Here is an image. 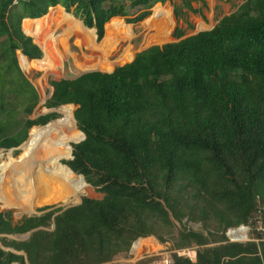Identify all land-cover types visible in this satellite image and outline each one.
Instances as JSON below:
<instances>
[{"label":"trees","instance_id":"trees-1","mask_svg":"<svg viewBox=\"0 0 264 264\" xmlns=\"http://www.w3.org/2000/svg\"><path fill=\"white\" fill-rule=\"evenodd\" d=\"M175 1L0 0V69L11 77V85L13 70L31 83L19 66L17 51L23 53L26 72L30 61H41L48 53L36 45L39 37L26 31L24 20L42 21L51 8H65L96 29L102 41L106 25L120 20L116 18L137 24L150 17L156 5ZM180 1L198 13L193 7L197 0ZM241 1L213 30L151 47L113 73L51 81L54 94L46 108L76 106L72 116L81 131L67 141L68 154L57 159L85 177L67 167L83 183L81 197L90 186L104 197L83 198L82 204L64 212L45 207L39 210L41 216L17 223L11 211L0 212V243L5 248L25 252L29 264H109L129 253L139 239L156 236L164 242L159 229L187 220L202 223L204 231L184 227L172 250L196 249L197 261L174 254L175 264H264L262 236L255 234V241L247 243H232L227 237L229 229L246 225L258 203H264V0ZM163 12L165 7L159 5L141 26L144 44L150 45L152 38L161 43L166 34L172 37L174 16ZM175 15L180 17L177 9ZM120 26L128 37L135 33L124 22ZM85 29L88 39L78 38L72 28L56 38L48 30L43 36L59 62L67 54L80 70L113 71L117 64L108 62L110 39L98 44L95 31ZM184 35L178 28L174 37ZM123 38L113 43L110 60L122 54L114 51ZM70 40L84 51L81 57L70 53ZM132 52L130 48L128 55ZM36 106L20 110V104L0 102V150L20 147L33 127L59 117L53 113L36 120L18 118L31 115ZM14 107L17 119L9 109ZM18 128L23 139L14 133ZM83 134L86 139L71 146ZM72 148L74 159L63 161L71 157ZM33 230L25 242L9 238ZM0 264L28 263L25 256L0 247Z\"/></svg>","mask_w":264,"mask_h":264},{"label":"rangeland","instance_id":"rangeland-1","mask_svg":"<svg viewBox=\"0 0 264 264\" xmlns=\"http://www.w3.org/2000/svg\"><path fill=\"white\" fill-rule=\"evenodd\" d=\"M241 4H242L241 0H197V1L193 2V7H194V9L198 10V13H194L192 11H189L183 5V3L180 0L175 1V3L167 2L164 5L158 4L151 10V16H153V14H154L153 11L157 6H159V5L163 6L166 8V13L163 12L161 15L167 14V12H171V14L174 16L175 27L173 29L172 37H171V35L166 34L165 39H162L161 43L159 40L155 41L152 38V40H150V43H152L153 45L144 44L145 36L140 35L141 26L150 17H148L143 22H140L137 24H128L126 22V18H119L120 20H116V21H118V23L115 24L114 26H112L113 23L116 21H113V22L111 21L112 23L110 22V24L107 25L106 33L110 30L109 34H111L113 36L116 35V32H118V30H120V28H116V26L119 25L121 22H124L128 26L129 25L132 26L134 28L135 33H133L132 37H128L127 35H125L126 37H124L122 41L115 43L116 48L114 51V55L119 54V53H123L125 51V49H127L129 47L133 48V55L130 56V60L127 59L126 62L121 63L120 60H121L122 56L120 55L118 57V59H117V57H112L111 58L112 62H111L109 59L110 54H108L109 63L110 64L118 63L117 65L114 66V70H115L118 67L125 66L126 64H129L130 62H132L133 59L135 58V55H137L141 52H144L145 49L150 48L151 46L154 47V46H162V45L169 44V43H177V42L181 41V39L184 40L185 38L194 36L197 33L210 31L216 27V25L218 24V22L221 19H223L226 16H230L231 14L236 12L237 8ZM58 8L59 7H57V9ZM176 9L178 10V12L180 14L179 18H177L175 15ZM51 12H50L49 16L44 17L42 19V21L37 22V21L25 20L27 23L26 31H28L29 33H32V35L36 34V36L39 37L38 40H36L37 45L42 47L43 50H46L48 53V55L45 56L44 59H41V61H39V60L38 61H36V60L30 61L29 60L31 63L30 72H26L22 67L21 60H20V54H22V53L17 54L19 66L21 67L25 77L31 83L27 84L22 79V77L18 76L16 74L15 70H13V71H11V73H12L11 75L15 78V82H13L11 85V83H10L11 77L8 76V73L6 71H4L3 69H0V77H2V79H0V102L6 101L10 105L20 104L21 105L20 110H23V109H27V108L36 106L37 105V97H38L39 98L38 99V105L34 109L33 113L31 115H28L26 113L25 114L22 113V115H19L18 118H20L22 121H25L26 119L36 120L40 117L56 113L59 117L55 120L50 121L48 123V125L51 123H54V122H59V121L62 123V120H61L62 115H60L57 112H52L53 109L46 108V103L50 99L51 90L53 89L51 86V81H59L63 78H76V77L82 75L87 70L86 69H83V70L78 69L75 66L74 59L71 56H68L67 54L65 55V59L62 58V59H64V61L60 60V62H59L60 58L56 59L57 57L55 55V52L51 50L50 45L47 42L46 43L48 44V46H46V43L44 40V36L46 34H44V36H43V32L46 30L51 31L53 33L54 37L56 38V37H58L59 32L67 31V30H65L67 28L68 29L72 28V31L76 35H78L79 37L84 36L85 38L88 39V36H90L89 31L87 30L88 31L87 32L85 27L80 22V20H77L75 17H73L72 14H69V15H71V17H66V15H64V12L62 9H58V11H55L54 13L52 12V14H51ZM139 13L140 12H138L134 15L132 14L131 17L135 18ZM119 21H121V22H119ZM23 24H24V22H23ZM110 25L112 27L108 28ZM36 27H40V29H39V31H37V33L35 31ZM120 27H123V26H120ZM178 28L182 29V31L185 32V35L181 39H177L174 37V34ZM163 29H164V26H163ZM93 31H96V30L94 29ZM126 31H127V29H126ZM28 37H30V36H28ZM99 42H101V41H98L97 43H99ZM68 48L70 50V53L76 57H81V55L84 52L83 50L79 49L75 45L74 40H70ZM60 51H63L62 47L60 48ZM104 72H108V71H104ZM19 85L22 87H19ZM20 89H23V90H21L22 94L20 93ZM9 109L12 110V115L14 116V118L17 119L18 111L16 110V108L14 107V108H9ZM76 110H77V107L75 106L74 107V113ZM72 119H73V116H72ZM37 127L41 128L42 126H35V128H37ZM77 127L78 126H76V132L74 131L73 132L74 134L72 133L73 135L71 134L72 136L70 135L71 137L69 136V138H67L66 141L64 139V141L60 142V140L58 139L57 140L58 142H56V143H58V144L63 143V142L67 143L68 140L76 138V133L79 130V129H77ZM33 129H34V127L29 131L28 138L26 139V142L29 141L31 131ZM14 133L18 134L19 139L24 138L23 133H21V128L16 129L14 131ZM65 143L63 144L64 145L63 147L68 148V144H65ZM74 144L75 143H72L71 146H73ZM60 151H58V153ZM56 152L57 151H55L54 148H51L52 156ZM0 153H3V158L0 160V165H3L5 163H9V161H10V158H8L9 154L12 155V157L14 159H18L22 155V150L20 148L15 149L13 151L12 150H1ZM55 160H56V158H55ZM63 161H68V160H63ZM63 161H61V162H63ZM60 165L64 166L63 164H60ZM64 167L67 169L66 166H64ZM71 178L73 179L71 182V187H72L73 191L71 192L72 193L71 201L68 203L38 206L37 208H34L32 211H30V213H23V215H21L22 212L18 208H7L0 201V212L11 211L13 213L15 220H21L24 217H28L29 214H32L35 211H36V213H39V210L42 208H45V207H53L54 209H59V208H63V207H71V206H74L75 204L80 203L81 199L83 200V198L99 199L100 200L104 197V195L97 193L96 189L92 186H90V188L88 190V194L86 196L81 197V194L79 193L80 192L79 190L81 187V182L78 180H75L74 179L75 177L72 176V174H71ZM36 213H34L33 215H36ZM174 223H175V228H162V229L158 230L157 235L160 238H162L164 240V242H161L158 239V237H156V236H151V237H148L146 239H151L149 241H154V242L157 241L162 245V247H165L166 245H170V247L172 249L174 247V243L178 239L179 231L182 230L184 227L187 229H190V230H194V231H204L202 223H191V222L188 223L187 220L184 221L183 225H181L180 223H178L176 221H174ZM213 227L217 228L216 224ZM254 238H255V236L253 237V235H251V234L249 235L250 240H253ZM11 239H14V238H11ZM130 252H131V250H130ZM128 254L122 253V256H126ZM120 257H121V255L118 256L117 258H120Z\"/></svg>","mask_w":264,"mask_h":264},{"label":"bare ground","instance_id":"bare-ground-1","mask_svg":"<svg viewBox=\"0 0 264 264\" xmlns=\"http://www.w3.org/2000/svg\"><path fill=\"white\" fill-rule=\"evenodd\" d=\"M155 10L153 12H155ZM116 28L121 29L122 27ZM150 45L153 44L150 43ZM129 49L121 54V63L126 62L127 59L130 60V56L133 55V52L128 55ZM68 106H70L71 109L70 113H68L70 110L69 108L62 110L60 108L56 111L62 115V123L59 121L51 123L46 127L34 128L31 131L28 143L21 148L22 155L18 159H14L12 155L9 154V163L0 165V201L5 207L18 208L22 213H30V211L38 206L60 203L65 204L71 201V192L73 191L71 182L73 179L71 178L69 170L61 166V163L57 159V157L62 154L66 156L68 154V148L63 147L65 142L56 143L58 139L60 142L64 141V139L66 141L74 131L76 132V125L72 119L75 106ZM51 148L57 151L53 154L57 161L51 154ZM58 151L60 152L58 153ZM2 158L3 153H0V160ZM74 179L80 181L79 179ZM82 185L83 183L81 182V187ZM234 238L245 240V232H238ZM144 242L147 241H141L136 246L139 254L153 252L159 248L157 243L146 244L144 248L140 247L141 243L144 244Z\"/></svg>","mask_w":264,"mask_h":264},{"label":"built area","instance_id":"built-area-1","mask_svg":"<svg viewBox=\"0 0 264 264\" xmlns=\"http://www.w3.org/2000/svg\"><path fill=\"white\" fill-rule=\"evenodd\" d=\"M238 232H245L246 239L244 241H255V239L250 240L249 235L258 234L262 236L264 240V203L259 202L256 208V211L248 218V223L246 225H242L240 229L228 230L227 235L229 236V241L232 243H240L241 240L235 239L234 236ZM147 239H142L135 244H133V249L131 252L123 257L117 258L113 260L109 264H175L173 255L177 254L180 257H184L186 259H190L194 263L197 258V250L196 249H185L179 251H172L168 248L160 253H138V249L136 246L141 241H146Z\"/></svg>","mask_w":264,"mask_h":264},{"label":"crops","instance_id":"crops-1","mask_svg":"<svg viewBox=\"0 0 264 264\" xmlns=\"http://www.w3.org/2000/svg\"><path fill=\"white\" fill-rule=\"evenodd\" d=\"M57 7H59L58 9H64V11L65 12H67L66 11V9L65 8H63V7H61V6H57ZM57 7H55V8H51L50 10H49V13L52 11V10H56L57 9ZM48 13V14H49ZM68 13V12H67ZM67 13H65V14H67ZM47 14V15H48ZM68 14H70V13H68ZM73 15V14H72ZM74 16V15H73ZM75 17V16H74ZM150 17H152V16H150ZM76 18V17H75ZM41 19V18H40ZM77 19V18H76ZM116 19H119V18H116ZM26 20V19H25ZM24 20V21H25ZM31 20V19H30ZM37 20V19H36ZM77 20H80V19H77ZM114 20V19H113ZM23 21V22H24ZM80 22L81 23H83L82 25H84L85 26V24H84V22L82 21V20H80ZM108 24H110V23H108ZM107 24V25H108ZM107 25H106V27H105V36H104V39L105 40H107V38L108 39H110V51H109V53L108 54H111V51H112V45H113V43L115 42V40H117V39H119V38H122L123 37V35H125V34H122L121 33V31L120 30H118V32H116V35H111V34H109V32H110V30L106 33V28H107ZM86 27V26H85ZM22 28H23V24H22ZM87 29H89L88 27H86ZM23 30H24V28H23ZM89 30H94V29H89ZM96 30V29H95ZM23 32H25V31H23ZM26 33V32H25ZM24 33V34H25ZM27 34V33H26ZM25 34V35H26ZM96 34H97V30H96ZM92 36H93V34H91ZM26 36H28V35H26ZM32 38V37H31ZM102 40L101 42H99L98 44H100V43H102V42H104L105 40ZM33 42H34V44H36L35 43V41H34V39H33ZM97 42H98V36H97ZM37 45V44H36ZM38 46V45H37ZM40 48V47H39ZM130 48V47H129ZM129 48H127V49H125V51H127ZM41 49V48H40ZM124 51V52H125ZM43 52V51H42ZM44 57V56H43ZM118 59V58H117ZM69 79H72V78H63V79H61V80H69ZM61 80H59V81H61ZM52 86V85H51ZM53 88V87H52ZM52 93H54V88L51 90V95H52ZM52 97H50V99H51ZM1 150H3V149H1ZM0 150V151H1ZM34 213H36V211L34 212ZM39 214H40V216L43 214V213H41V212H39ZM21 215H23V213H21ZM20 216V215H19ZM14 217V216H13ZM28 217H30V214H29V216ZM33 217V216H32ZM23 219V218H22ZM15 220V219H14ZM20 220H15V222L17 223V222H19ZM228 233V232H227ZM24 235H26V234H24ZM252 235V234H251ZM18 236V235H17ZM227 237H229L228 235H227ZM254 237V236H253ZM30 239V238H29ZM28 239V240H29ZM140 240H142V239H140ZM139 240V241H140ZM149 240H151V239H147L146 241L147 242H144V244H142L141 243V246L140 247H143L144 248V245H146V244H150V243H157L158 244V249L157 250H154L153 252H146V253H160V252H162V251H164V250H166V249H171V247H170V245H166L165 247H162V245L159 243V242H157V241H149ZM17 241V240H16ZM20 242V241H19ZM25 242V241H24ZM133 247V246H132ZM7 249H10V248H7ZM10 250H13V251H11V252H13V253H15V254H19V255H23V256H25L26 257V261H27V263L29 264V261H28V257H27V254L25 253V252H17L16 250H14V249H10ZM132 250V249H131ZM128 254V253H127ZM121 255V257H123L122 256V254H119L118 256H120ZM118 256H116L115 257V259L118 257ZM114 259V260H115ZM196 261H197V258H196Z\"/></svg>","mask_w":264,"mask_h":264},{"label":"water","instance_id":"water-1","mask_svg":"<svg viewBox=\"0 0 264 264\" xmlns=\"http://www.w3.org/2000/svg\"><path fill=\"white\" fill-rule=\"evenodd\" d=\"M25 33V32H24ZM26 34V33H25ZM27 35V34H26ZM39 46V45H38ZM40 47V46H39ZM41 48V47H40ZM42 50V49H41ZM146 50V49H145ZM20 53H22V51L21 50H18L17 51V54H20ZM23 54V53H22ZM93 72H100V73H105L104 71H100V70H87V71H85L82 75H80V76H78V77H76V78H72V79H69V80H76V79H78V78H80L81 76H83V75H85V74H88V73H93ZM106 73H110V72H106ZM53 94L54 93H52V95H51V97L53 96ZM68 106V105H67ZM62 107H65V106H61V107H59V108H55V109H53L52 110V112H56L58 109H60V108H62ZM76 120V119H75ZM76 123H77V121H76ZM46 126H48V125H46ZM46 126H44V127H46ZM84 135V134H83ZM86 139V136L84 135V138L79 142V143H81V142H83L84 140ZM28 143V141L26 142V143H24L22 146H20L19 148H22L25 144H27ZM79 143H75V144H79ZM11 150H14V149H11ZM74 159V157H73V152H72V155H71V158L70 159H67L68 161L69 160H73ZM65 166V165H64ZM68 167V166H67ZM70 169V168H69ZM71 170V169H70ZM72 171V170H71ZM73 172V171H72ZM74 173V172H73ZM76 176H78V177H80V178H82L84 181H86V179H85V177L84 176H82V175H76ZM80 204H82V199H81V202L80 203H78V204H75L74 206H71V207H75V206H78V205H80ZM71 207H63L62 209V212H64V211H66L67 209H69V208H71ZM34 213H32V214H30V217H32V216H40V214L39 213H36V215H33ZM60 214V213H59ZM59 214H57V215H59ZM56 215V216H57ZM241 228V226L240 227H237V228H234V230H238V229H240ZM53 229H55V224L53 223V226H52V230ZM233 228H231L230 230H232ZM37 230H33V231H31V232H29V233H27L26 235H18V236H9V238H14L15 240H17V241H20V242H24V241H27L31 236H32V234L34 233V232H36ZM140 240V239H139ZM138 240V241H139ZM138 241H136V242H138ZM135 242V243H136ZM248 241H244V240H241V242L240 243H247ZM134 243V244H135ZM0 247L3 249V250H5V251H13V250H10V249H7V248H5L1 243H0ZM133 249V248H132Z\"/></svg>","mask_w":264,"mask_h":264},{"label":"clouds","instance_id":"clouds-1","mask_svg":"<svg viewBox=\"0 0 264 264\" xmlns=\"http://www.w3.org/2000/svg\"><path fill=\"white\" fill-rule=\"evenodd\" d=\"M212 30H213V29H212ZM210 31H211V30H210ZM200 33H201V32H200ZM200 33H197V34H200ZM197 34H196V35H197ZM185 39H186V38H185ZM181 40H182V39H181ZM151 47H152V46H151ZM151 47H150V48H151ZM148 49H149V48H147L146 50H148ZM146 50H144V51H146ZM141 53H142V52H141ZM135 57H136V55H135ZM134 59H135V58H134ZM134 59H133V61H134ZM133 61H132V62H133ZM132 62H130V63H132ZM113 72H114V71H112V72H110V73H113ZM105 73H106V72H105ZM110 73H109V74H110ZM66 106H67V105H66ZM47 125H48V124H47ZM45 126H46V125H45ZM77 126H78V125H77ZM42 127H44V126H42ZM34 128H35V127H34ZM25 142H26V141H25ZM25 142H24V143H25ZM24 143H23V144H24ZM23 144H22V145H23ZM22 145H21V146H22ZM18 148H19V147H18ZM18 148H13V149L15 150V149H18ZM20 149H21V148H20ZM3 150H6V149H3ZM10 150H11V149H10ZM12 151H13V150H12Z\"/></svg>","mask_w":264,"mask_h":264}]
</instances>
